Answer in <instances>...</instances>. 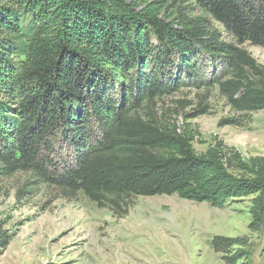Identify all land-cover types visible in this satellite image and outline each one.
<instances>
[{
	"label": "trees",
	"instance_id": "trees-1",
	"mask_svg": "<svg viewBox=\"0 0 264 264\" xmlns=\"http://www.w3.org/2000/svg\"><path fill=\"white\" fill-rule=\"evenodd\" d=\"M177 1L0 0V176L33 172L100 208L177 195L222 209L256 195L255 217L263 215L264 158L246 162L221 146L198 154L192 131L137 112L186 80L207 85L204 58L232 75L217 83L234 109L264 110V67L241 47L264 48V0H192L198 16ZM57 140L77 159L59 171L50 156ZM239 241L217 236L212 247Z\"/></svg>",
	"mask_w": 264,
	"mask_h": 264
},
{
	"label": "rangeland",
	"instance_id": "rangeland-1",
	"mask_svg": "<svg viewBox=\"0 0 264 264\" xmlns=\"http://www.w3.org/2000/svg\"><path fill=\"white\" fill-rule=\"evenodd\" d=\"M191 16L202 15L192 0H179ZM170 2V1H169ZM223 40L234 43L208 16ZM264 67V48L241 46ZM201 76L137 112L162 128L193 132L194 148H234L244 161L264 158V110L238 111L218 80H231L222 63L202 59ZM56 168L75 165V154L55 141ZM55 170H52L54 172ZM256 195L231 200L222 208L172 196H131L100 208L83 193L69 198L33 172L0 176V264H264V214L255 217ZM239 239L226 252L214 237Z\"/></svg>",
	"mask_w": 264,
	"mask_h": 264
}]
</instances>
